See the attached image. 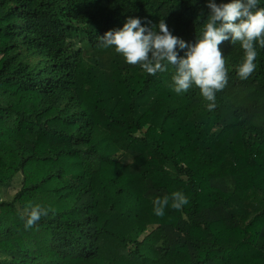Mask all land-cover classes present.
<instances>
[{"label": "trees", "instance_id": "trees-1", "mask_svg": "<svg viewBox=\"0 0 264 264\" xmlns=\"http://www.w3.org/2000/svg\"><path fill=\"white\" fill-rule=\"evenodd\" d=\"M207 3L0 0V89L24 94L0 103V264H264V48L241 80L240 44L219 46L228 84L208 111L171 65L149 75L100 46L129 17L195 43ZM30 204L54 213L26 229Z\"/></svg>", "mask_w": 264, "mask_h": 264}, {"label": "clouds", "instance_id": "clouds-1", "mask_svg": "<svg viewBox=\"0 0 264 264\" xmlns=\"http://www.w3.org/2000/svg\"><path fill=\"white\" fill-rule=\"evenodd\" d=\"M260 0H231L217 4L208 0L210 13L203 26L202 38L195 43L185 42L172 35L164 20L153 25L145 18L129 17L123 27L107 31L99 38L100 46L114 48L129 65H140L149 75L164 72L171 65L175 69L172 87L175 93H186L195 86L200 95L208 101V111L216 107V93L228 84V70L220 45L225 41L240 44L244 57L237 68L241 80L248 79L256 70V46L264 48V7H258ZM177 49L184 51L180 56ZM4 93L0 89V94ZM7 101L0 100V103ZM169 196L153 200V212L157 217L164 215L169 206ZM171 207L180 210L188 203L182 192L171 194ZM25 228H32L42 217L54 209L41 205H29L26 209ZM25 219V217H21Z\"/></svg>", "mask_w": 264, "mask_h": 264}, {"label": "rangeland", "instance_id": "rangeland-1", "mask_svg": "<svg viewBox=\"0 0 264 264\" xmlns=\"http://www.w3.org/2000/svg\"><path fill=\"white\" fill-rule=\"evenodd\" d=\"M22 97H24V94L21 93L20 91H17V93H16V95L14 97H12L9 93H1L0 94V100H2V101H11L13 99H15L16 101H19L20 98H22ZM30 172H32V171H30ZM28 173L29 172H24V175H25L27 180L30 179L29 176H28ZM18 175H19V179H18V181H19L23 176L21 174H19V173H18ZM18 181L13 183V185H12L13 187L8 192H11L14 189H16ZM227 182L228 181L222 182V181H218V180H213L210 183L214 187H219V188H221L223 190H229V189H231V186H230V182H228V183ZM0 197L2 198V199H0V201H1V200L5 199L6 196L2 192H0ZM54 206L55 205H51V207H54ZM39 241H41V240H39Z\"/></svg>", "mask_w": 264, "mask_h": 264}]
</instances>
